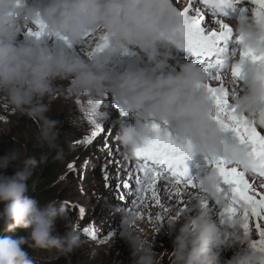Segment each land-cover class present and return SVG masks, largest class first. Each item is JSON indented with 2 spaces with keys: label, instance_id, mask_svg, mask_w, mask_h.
Instances as JSON below:
<instances>
[{
  "label": "clouds",
  "instance_id": "obj_1",
  "mask_svg": "<svg viewBox=\"0 0 264 264\" xmlns=\"http://www.w3.org/2000/svg\"><path fill=\"white\" fill-rule=\"evenodd\" d=\"M37 21L46 26L48 37L62 38L69 47L82 46L89 34L99 43L106 37V47L85 59L63 50L50 51L35 38L20 42L18 38ZM182 24L173 0H51L42 11L27 6L26 0H0V102L17 117L38 123L37 142L49 152L55 151L57 160L65 153L58 143L59 122L49 113L60 91L66 101L88 97L81 108L92 123H97L102 109L106 115L109 106L102 105L105 97L136 118V123L122 124L116 135L130 158L135 159L139 150L157 139L158 133L151 127L155 123L161 128L160 136L170 134L181 146L190 143L194 156L222 158L232 167L257 174L261 162L250 156L246 147L225 138L229 117L213 119L218 109L207 87L211 74L194 63L166 73L172 48L162 53L157 45L180 49ZM233 31L235 37H243L233 65L246 69L248 81L231 93L230 103L249 125L264 128V67L240 59L246 49L264 55V16H241ZM131 49H139L149 67L114 74L110 70L113 57ZM61 82L67 83L61 87ZM79 119L73 117L74 126ZM48 159L49 153L38 160L25 157L19 149H10L0 157V233H10L0 234V264H34L25 247L56 250L67 257L85 243L63 204L53 200L41 205L28 195L34 170ZM9 168L14 170L11 176L5 174ZM198 184L195 214L166 223L173 247L166 251L170 264H222L226 249L235 252L228 264H264V249L253 248V234L243 228L251 220L250 215L245 219L243 205L231 219L221 213L222 199L219 209L205 206L204 202L220 198L216 169L210 167ZM115 211L121 217L119 238L130 249L131 264H159L156 240L146 238L139 228L142 216L124 208ZM57 220L65 222L67 231L62 237L55 231ZM160 221V216L153 221L158 234ZM18 230L25 234L16 235Z\"/></svg>",
  "mask_w": 264,
  "mask_h": 264
},
{
  "label": "rangeland",
  "instance_id": "obj_2",
  "mask_svg": "<svg viewBox=\"0 0 264 264\" xmlns=\"http://www.w3.org/2000/svg\"><path fill=\"white\" fill-rule=\"evenodd\" d=\"M173 1L180 6H187L181 0ZM96 43L99 41L94 37L81 47V58L87 59V52L94 51ZM128 54L131 52L129 51ZM66 83L61 82V87ZM56 96L49 116L59 122L57 126L59 132L65 123L68 124L67 132H64L61 144V149L65 153L61 160L63 164L48 181L41 182L40 185L39 179L31 177L28 181V195L36 198L41 205L53 200L63 204L68 211L70 220L83 233L82 238L85 243L75 254L67 257L56 250L40 249H33L36 257L30 256L35 264H131L130 249L119 238L121 217L115 209L135 210L123 205L110 183V173L123 163L116 159L117 154L113 152L119 147V142L114 130L117 127V117L110 116L112 111L111 97H105L102 101L103 106H109L106 115L103 114L104 110L102 109L101 114L97 116V123H92L81 108L82 105L88 103V97H76L66 101L60 91L57 92ZM75 116H79L80 119L78 125L74 126L72 119ZM38 127L36 121L27 117H17L6 104L0 102V157L4 156L10 149H19L25 157H29V149L35 150L40 146L35 138ZM101 128L104 131L101 132ZM96 133L99 134L96 135ZM89 140L92 142L89 143ZM43 147L47 149L46 146H40V148ZM13 173L14 170L9 168L5 174L11 176ZM120 195L126 196L121 192ZM163 198L164 201L158 206L155 202H151L150 205L148 203L142 206L141 208L145 207L142 210L139 208V211H136L144 218L146 214L150 213V209L156 205L157 212H152L151 218L162 217V222H159L161 229L167 226L164 216L169 212L165 207L171 205L173 208L175 202L183 204L182 210L185 216L193 215V212L190 213L191 211L186 206V203L191 205V197H184L182 200L165 192ZM168 216L166 215L165 218ZM258 222L264 226V220L257 221L254 217L250 220V231L254 241L259 240V232L256 229ZM146 228L150 230L142 233L149 240H156L154 251L159 254V264H170V256L166 251H172L173 247L167 232L161 231L158 234L155 228V231L151 227ZM55 231L61 237L65 235L67 229L63 220H57ZM22 233H24L22 230H18L15 234L21 235ZM31 249L25 247L27 252ZM234 254L233 250H224L222 252V264H227V259H232Z\"/></svg>",
  "mask_w": 264,
  "mask_h": 264
},
{
  "label": "snow or ice",
  "instance_id": "obj_3",
  "mask_svg": "<svg viewBox=\"0 0 264 264\" xmlns=\"http://www.w3.org/2000/svg\"><path fill=\"white\" fill-rule=\"evenodd\" d=\"M244 2L245 0H203V3L217 17L215 24L219 26L218 30H212L206 26L204 15L199 9L194 8L192 0H189L187 7L175 6V9L183 19L182 27L178 32L183 41L180 49L191 52L196 58L194 64L201 66L204 71L210 73L212 81L219 82V86H213L210 83L207 85L211 99L218 109V116L213 117V119H218L219 116L229 117L231 124L225 125L226 131H233L240 144L248 149L249 155L261 162V170L257 174L259 177H264V131H261L264 128L249 125L245 117L236 114L235 108L230 103V92H235L237 81L243 78V70L240 65H229L227 44L234 38L237 39L238 43L243 44V37H235L233 28L222 18L228 16L229 10H235ZM250 3L255 6L254 16H264V0H250ZM35 28L36 30H28L27 35L29 37L41 40L47 35L46 26L42 22L37 21ZM92 38L93 36L89 34L87 40ZM101 40L103 42L96 43L94 51L87 52V56L102 51L106 47L107 38L104 37ZM241 57L242 61L250 60L252 63H259L264 67V55H257L251 49L243 51ZM228 72L231 73L232 77L233 87L231 90L225 87L223 82V76ZM116 107L122 114H127L119 105ZM151 127L158 133L157 139L149 147L139 150L136 154L137 169L142 173V178L137 181L140 185L137 197L139 203L142 204L150 192L151 199L160 205L157 184L161 181L167 182L172 189H175L176 196L182 195L179 187L181 185L185 189L197 191L200 187L199 178L190 175L187 164L194 157L190 143L186 146L178 145L170 134L166 137L159 135L161 128L158 124L153 123ZM100 131L102 132L104 129L101 128ZM98 134L96 133V135ZM88 142L91 143L92 141L89 140ZM206 159L209 165L216 169L219 176L218 193L220 198L214 200V203L219 206L221 199L224 201L221 213L231 219L236 215L239 207L243 205L246 220H248L249 215L251 218H256L257 221L264 220V192L255 190L248 173L239 167L230 166L222 158ZM212 202L206 201L204 203L205 206L213 207ZM160 220L162 222V217ZM243 228L245 231L250 230V221L245 223ZM256 229L259 232V240L253 241L252 246L253 248L264 249V226L258 222ZM93 238L95 237L93 236Z\"/></svg>",
  "mask_w": 264,
  "mask_h": 264
},
{
  "label": "trees",
  "instance_id": "obj_4",
  "mask_svg": "<svg viewBox=\"0 0 264 264\" xmlns=\"http://www.w3.org/2000/svg\"><path fill=\"white\" fill-rule=\"evenodd\" d=\"M67 129H68V124L65 123L59 132L60 135H59L58 143L60 145V148H61V144H62L63 134L65 131L67 132ZM40 146L38 148H36L35 150H32L31 148L29 149V155H30L29 157H35L38 160L42 154H45L46 152L49 153L48 162L46 164H41L39 167H37L34 170V174L32 175L33 179L34 178L39 179V185L41 182L48 181L62 167V164H63V163H61V160L55 159V157H56L55 151L49 152L48 148L47 149H45V147L40 148ZM24 234L25 233H22L21 235H24ZM28 253H29V255H33V257H36V253L33 249H31Z\"/></svg>",
  "mask_w": 264,
  "mask_h": 264
},
{
  "label": "bare ground",
  "instance_id": "obj_5",
  "mask_svg": "<svg viewBox=\"0 0 264 264\" xmlns=\"http://www.w3.org/2000/svg\"><path fill=\"white\" fill-rule=\"evenodd\" d=\"M165 193V191H163V190H160V193H159V197H162V198H160V201L161 202H163L164 201V198H163V194ZM186 198L187 196L182 192V195H180V197L179 198H181L182 200H183V198ZM191 197V199H190V203H191V205L189 206L188 205V203H186V206L189 208V210L191 211L190 213H192L193 212V202H194V197L195 196H193V195H191L190 196ZM189 197V198H190ZM151 202H154L152 199H151V201H149L148 203H149V205H150V203ZM213 203H214V201H213ZM153 204V203H152ZM158 206V205H157ZM164 206V205H163ZM162 206V207H163ZM185 206V205H184ZM182 207H183V204H180V203H177V202H175L174 203V205H173V208L171 207V205L170 206H166L165 208L168 210V212L169 213H167L166 215H169L168 217H166L165 218V216H164V220H165V223H167L170 219H171V217H172V219L173 218H176V217H185V215L183 214V210H182ZM152 212H157V207H156V205L154 206V208H152V209H150V213L149 214H146L145 215V217L143 218V220H142V222H141V224L139 225V228H140V230H141V232H145V231H147V230H150L149 228H146V227H151L152 228V230H154V228L156 229L157 227H156V225H154V223H153V221H154V219L153 218H151V213ZM173 212H174V214H173ZM185 212V211H184ZM172 213V214H171ZM195 213L193 212V215H194ZM171 215V216H170ZM155 231V230H154ZM161 231H165V232H167L168 231V229H167V226L164 228V229H160V232ZM103 253V252H102Z\"/></svg>",
  "mask_w": 264,
  "mask_h": 264
}]
</instances>
